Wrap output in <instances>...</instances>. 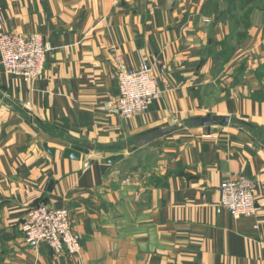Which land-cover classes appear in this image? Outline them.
Returning a JSON list of instances; mask_svg holds the SVG:
<instances>
[{
  "label": "crops",
  "instance_id": "0c3cea01",
  "mask_svg": "<svg viewBox=\"0 0 264 264\" xmlns=\"http://www.w3.org/2000/svg\"><path fill=\"white\" fill-rule=\"evenodd\" d=\"M249 7L234 17L226 0H0L3 31L48 48L28 82L0 64V264H264V0ZM114 54L128 69L148 64L161 91L131 118L114 112ZM207 115L229 123L189 126ZM157 127L177 130L137 138ZM113 155L123 158L105 164ZM237 175L257 183L255 217L216 212ZM38 205L69 212L79 253L25 245Z\"/></svg>",
  "mask_w": 264,
  "mask_h": 264
},
{
  "label": "built area",
  "instance_id": "2783aa9c",
  "mask_svg": "<svg viewBox=\"0 0 264 264\" xmlns=\"http://www.w3.org/2000/svg\"><path fill=\"white\" fill-rule=\"evenodd\" d=\"M48 52L38 36H23L4 32L0 22V64L4 72L28 82L39 78L44 71ZM114 77L119 94L114 112L131 118L148 110L161 91L152 76L151 67L142 63L137 69H128L122 58L114 54ZM257 183L243 176L225 180L219 188L217 213L226 212L231 218H252L258 215ZM26 246L37 249L48 246L56 255H76L80 251V237L70 223L66 209L38 205L27 210L21 227Z\"/></svg>",
  "mask_w": 264,
  "mask_h": 264
},
{
  "label": "water",
  "instance_id": "95a60500",
  "mask_svg": "<svg viewBox=\"0 0 264 264\" xmlns=\"http://www.w3.org/2000/svg\"><path fill=\"white\" fill-rule=\"evenodd\" d=\"M189 126L190 127H210L214 125L218 126H227L229 123V119L227 117H215V116H210L207 115L202 118H191L188 120ZM176 127L172 128H153L147 131H144L140 134L137 135V138H139L142 142V144H146L148 142H151L153 140H156L160 137L167 136L168 134L176 131ZM136 148H133L135 150ZM48 152L50 155H53V150L48 149ZM80 154L76 151H73L71 149H65L63 152V158L66 159H74V160H79ZM123 158V155H113L108 158L104 159L105 164L111 165Z\"/></svg>",
  "mask_w": 264,
  "mask_h": 264
},
{
  "label": "trees",
  "instance_id": "16d2710c",
  "mask_svg": "<svg viewBox=\"0 0 264 264\" xmlns=\"http://www.w3.org/2000/svg\"><path fill=\"white\" fill-rule=\"evenodd\" d=\"M226 1L228 3V9L230 14L236 17L237 14L241 12H243L244 16L249 15L250 14L249 5L253 3L255 0H226Z\"/></svg>",
  "mask_w": 264,
  "mask_h": 264
}]
</instances>
